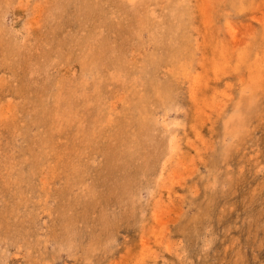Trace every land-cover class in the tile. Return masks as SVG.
<instances>
[{
	"label": "rangeland",
	"instance_id": "374dc122",
	"mask_svg": "<svg viewBox=\"0 0 264 264\" xmlns=\"http://www.w3.org/2000/svg\"><path fill=\"white\" fill-rule=\"evenodd\" d=\"M0 264H264V0H0Z\"/></svg>",
	"mask_w": 264,
	"mask_h": 264
},
{
	"label": "bare ground",
	"instance_id": "6f19581e",
	"mask_svg": "<svg viewBox=\"0 0 264 264\" xmlns=\"http://www.w3.org/2000/svg\"><path fill=\"white\" fill-rule=\"evenodd\" d=\"M199 14V13H198ZM197 14V15H198ZM204 14V13H203ZM254 16V14L252 13V17ZM255 18V17H254ZM256 19H259V17L257 18V16H256ZM261 20V19H260ZM263 21V20H262ZM261 22V21H260ZM209 23V22H208ZM227 23H229V22H227ZM230 26H233V25H229L228 27L230 28ZM235 26V25H234ZM234 28V27H233ZM232 29V28H231ZM230 29V30H231ZM235 30V29H234ZM232 31V30H231ZM232 33L234 34H236V36H237V32H234V31H232ZM234 36V35H233ZM237 38V37H236ZM236 38H234L233 37V40L234 39H236ZM219 39V38H218ZM195 40V39H194ZM242 44V43H241ZM239 47V46H238ZM243 52H239L238 53V55H237V57H236V60H237V63H239V62H245V58H244V56H243V54H242ZM244 59V60H243ZM251 66H252V63H247L246 64V67H247V69L249 70V75L247 76V75H245V74H243V76H242V78H241V83L240 84H242V88H246V84L247 83H249V81H251L252 80V78L254 77L253 75H252V69H251ZM218 77V76H217ZM245 81H247V83H245ZM228 95V94H227ZM211 102H212V100H211ZM213 103V102H212ZM144 243H145V241H143ZM142 242V243H143Z\"/></svg>",
	"mask_w": 264,
	"mask_h": 264
}]
</instances>
